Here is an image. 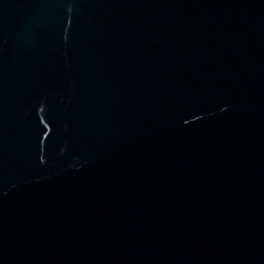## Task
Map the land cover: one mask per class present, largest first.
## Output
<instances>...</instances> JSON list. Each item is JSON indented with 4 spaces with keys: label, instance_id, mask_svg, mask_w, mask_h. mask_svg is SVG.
<instances>
[{
    "label": "water",
    "instance_id": "1",
    "mask_svg": "<svg viewBox=\"0 0 264 264\" xmlns=\"http://www.w3.org/2000/svg\"><path fill=\"white\" fill-rule=\"evenodd\" d=\"M0 264H264V0H0Z\"/></svg>",
    "mask_w": 264,
    "mask_h": 264
}]
</instances>
